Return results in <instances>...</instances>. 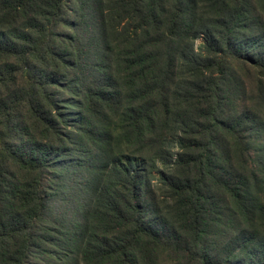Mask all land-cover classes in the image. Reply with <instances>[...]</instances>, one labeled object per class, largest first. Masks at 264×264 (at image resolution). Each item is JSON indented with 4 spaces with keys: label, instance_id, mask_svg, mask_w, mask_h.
I'll list each match as a JSON object with an SVG mask.
<instances>
[{
    "label": "trees",
    "instance_id": "1",
    "mask_svg": "<svg viewBox=\"0 0 264 264\" xmlns=\"http://www.w3.org/2000/svg\"><path fill=\"white\" fill-rule=\"evenodd\" d=\"M0 264H264V0H0Z\"/></svg>",
    "mask_w": 264,
    "mask_h": 264
},
{
    "label": "rangeland",
    "instance_id": "2",
    "mask_svg": "<svg viewBox=\"0 0 264 264\" xmlns=\"http://www.w3.org/2000/svg\"><path fill=\"white\" fill-rule=\"evenodd\" d=\"M203 42V40H199L198 42H197V46H199L201 43ZM253 153H254V151H253ZM36 262V261H35Z\"/></svg>",
    "mask_w": 264,
    "mask_h": 264
}]
</instances>
